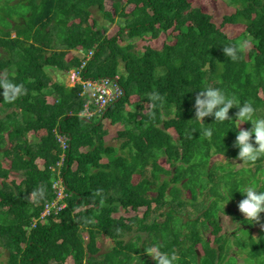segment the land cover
<instances>
[{"label": "trees", "instance_id": "1", "mask_svg": "<svg viewBox=\"0 0 264 264\" xmlns=\"http://www.w3.org/2000/svg\"><path fill=\"white\" fill-rule=\"evenodd\" d=\"M13 1L0 7V80L23 84L25 93L11 102L0 96L3 264H155L145 252L151 246L179 256L180 264H192L190 257L221 263L228 253L222 217L239 218L223 208V188L243 182L240 171L212 159H237L232 144L240 126H217L212 117L201 126L193 104L210 85L252 102L264 117V0H223L231 11L219 23L204 0H22L27 12ZM109 23L117 30L110 32ZM231 27L235 36L227 33ZM228 46L237 48L236 59L224 55ZM72 69L117 80L123 95L101 114L83 117L79 85L54 78ZM107 124L118 127L117 145L107 144ZM214 126L219 130L205 137L202 128ZM58 134L67 137L65 148ZM259 172L248 183L264 190ZM60 189L66 206L40 219ZM242 199L237 190L227 203L238 210ZM187 206L202 209L197 221ZM245 224L251 233L231 239L230 248L264 264V231ZM101 236L112 241L105 252ZM234 254L224 264L236 262Z\"/></svg>", "mask_w": 264, "mask_h": 264}, {"label": "clouds", "instance_id": "2", "mask_svg": "<svg viewBox=\"0 0 264 264\" xmlns=\"http://www.w3.org/2000/svg\"><path fill=\"white\" fill-rule=\"evenodd\" d=\"M223 53L230 59H236L238 54L235 46L224 47ZM0 90H2L0 91V96L9 102L18 99L25 93L23 84L14 83L7 78L0 80ZM193 107L195 112L194 120H197L201 126L209 124L204 122L206 117H212L213 122L217 126L223 125L225 122L234 123L235 130L241 124L250 122V127L246 129L240 128L236 132L235 140L232 144L233 148L238 149L237 162L231 163L236 168L245 165L251 167L257 160L264 157V117L257 116V110L252 102L241 103L235 95H229L222 88L209 85L199 90L195 96ZM234 107L237 111L233 117H230L229 111ZM218 130L219 128L215 126L202 128L203 135L209 139ZM221 141L222 139L219 145ZM213 151H218V148L214 147ZM219 152L224 155L223 151ZM237 190L243 196L237 207L239 212L243 214L244 221L255 222L264 231V222H262L264 218L260 215L264 213V190H261V186L255 182L241 184L235 190L232 189L231 185H225L223 195L227 198V202L233 198V192ZM40 191L43 194V189ZM226 203H224L223 208ZM61 204H64V207L66 206L65 201H62ZM145 252L155 261V264H173L176 259L174 255H169L158 246L145 248Z\"/></svg>", "mask_w": 264, "mask_h": 264}, {"label": "rangeland", "instance_id": "3", "mask_svg": "<svg viewBox=\"0 0 264 264\" xmlns=\"http://www.w3.org/2000/svg\"><path fill=\"white\" fill-rule=\"evenodd\" d=\"M3 1L4 0H2L0 2V7H9V6H5ZM13 2H16L17 3V7H19L18 10L20 9V7H22V10H23L22 12H27V8H24L26 6L25 5H22V0H14ZM202 5L209 12L212 11L213 9L216 10V12L214 14V21L217 22V23L221 22V19H222L223 15L225 13H228V12L231 11V8H229V6L226 3H224L223 0H204L203 3H202ZM95 16L97 17V19H98V21L100 23H103V24L105 23V21H103L101 19V17H100L99 14H96ZM108 27L111 30L110 32L117 30V27H116L115 24H110L109 23ZM227 33L229 35L231 34V35L235 36L238 33V29L235 28V27H231L230 28V31H227ZM141 47H142V45H139L138 46L139 49ZM120 70H121V72L123 71V69H120ZM55 77L58 78V79L59 78H62V80H65L66 85L69 84L68 75L65 76L64 79H63V76H62L61 73L55 72L54 78ZM240 128H245L246 129V126L243 125V124H241L240 125ZM107 129H108V133H109L108 136H107V144L117 145V141L114 140V137H115V133H116L118 127H116V126L113 127V126H110L109 124H107ZM171 132L173 133V136L175 137L176 135L173 132V130H171ZM212 161L216 162V164H222V165H227L228 164V166H230L231 168H235V170L240 171V172H238V174L241 176L243 184H246L250 180H252V178L250 177L252 175L260 176L259 175L260 174L259 171L262 168L264 169V161H262V162H260L258 164H254L251 167H248V166L245 165V166H241L240 168H236V166H234V165L231 164V163L237 162V159H226L223 156L216 155V156L213 157ZM240 163H242V161H240ZM243 167L249 168L250 170L249 169H245L244 170ZM214 172L216 173L217 176H219L220 174H222L223 171H221L219 168L215 169V167H214ZM11 176L12 177H16V181H20L21 176H15L13 174ZM251 182H254V181H251ZM260 182H261V184L264 183V178L260 179ZM189 196H190L189 193H187L185 191L184 197L185 198H188ZM204 197L205 196L203 195V197H201L200 199H199V197H196V198H198L199 200H203L204 201V199H203ZM224 203L225 202H222V204H224ZM225 207L232 208L233 210H235V212L239 216V218H238V220L236 222L235 220H233L232 216H229V217L223 216L222 217L223 223H224V225L226 227L225 228V232H227V237H228V241L225 243V247L227 248L226 253L227 252L228 253L225 254L226 256L221 260V263H219V264H224L225 263L224 260H226V259L229 260V258L227 256L230 255L231 252H233V250L237 252V254H234V255H237L238 256V260L236 262H234L233 264H251V261H249L247 259V254L245 252L239 250L237 246H233L232 248H230V240L231 239H232V242H237L238 240H241L243 238L247 239L248 232L249 233H251V232L249 230H246L245 226L242 225V224L244 222V223H246L245 225L247 226V225H249V222L244 221L243 214L240 213L234 207L233 203H231L230 205H228V203H226ZM186 210H187V213L189 215H191L192 218H195L196 215H197V213H199L202 209L199 210V208H198V210H197L196 207L187 206L186 207ZM130 214L131 213H128V215H130ZM260 215H261L262 218H264V213H261ZM182 216H184L183 219H182L183 222L185 220H187V217L185 215L182 214L180 217H182ZM164 219H165V216H163L161 218V220H164ZM191 221H197V218L191 219ZM262 222H264V220H262ZM177 224H181V218H178L173 223V225H175V227H178ZM199 226H200V223H198V227ZM253 230H254L255 234H257L259 232V230H261L260 225L257 224V223H255V226H254ZM187 232H189V231L186 228H184L183 229V233H187ZM204 233H205V236L206 237L209 234V232H204ZM139 234L141 235V238L142 239H146V237L144 236V233H139ZM145 235L148 236V234H145ZM182 238H183V236H182ZM99 240L101 242V243H99V246L101 247V252H105L106 250H108V248L110 246H112V241L110 239H108L107 237L101 236L99 238ZM214 244H216V243H214ZM140 246H141V244H140ZM229 250H230V252H229ZM0 253H1V255H0V264H3L7 260V252H6V250H4L3 246H1V245H0ZM149 257L150 256H148V259H149ZM177 258H179V256H177ZM177 258L175 259V261L173 262V264H180L179 263L180 261H178ZM151 259L152 258H150V262H151ZM190 261H191L192 264H197V260L194 257H190ZM68 264H72V260L71 259H68ZM151 264H153V261H152Z\"/></svg>", "mask_w": 264, "mask_h": 264}, {"label": "built area", "instance_id": "4", "mask_svg": "<svg viewBox=\"0 0 264 264\" xmlns=\"http://www.w3.org/2000/svg\"><path fill=\"white\" fill-rule=\"evenodd\" d=\"M91 53V52H90ZM68 86H78L80 87V95L85 101L84 107L80 112V115L86 118H90L92 115L101 114L108 105L118 100L123 95V89L118 84L117 80L110 81V78H84L80 71L72 69L68 74ZM58 140L61 142L63 148L67 146V137L58 134ZM61 163H58L60 165ZM60 173V172H59ZM60 183H64L63 177L59 180ZM56 183L55 185H58ZM64 190H59L56 192V198L45 205L43 211L40 214V219H46L52 211H60L64 204H61L64 197Z\"/></svg>", "mask_w": 264, "mask_h": 264}]
</instances>
